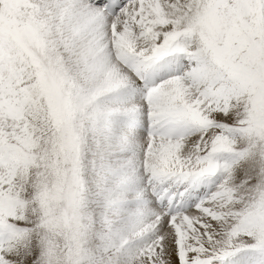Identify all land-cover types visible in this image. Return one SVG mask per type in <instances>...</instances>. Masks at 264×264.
<instances>
[{"label": "snow or ice", "instance_id": "6c2138e0", "mask_svg": "<svg viewBox=\"0 0 264 264\" xmlns=\"http://www.w3.org/2000/svg\"><path fill=\"white\" fill-rule=\"evenodd\" d=\"M0 264H264V0H0Z\"/></svg>", "mask_w": 264, "mask_h": 264}]
</instances>
